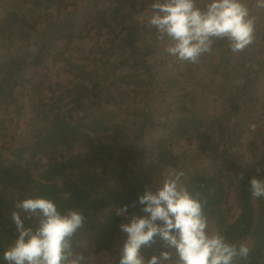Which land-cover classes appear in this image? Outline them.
<instances>
[{"label":"rangeland","instance_id":"1","mask_svg":"<svg viewBox=\"0 0 264 264\" xmlns=\"http://www.w3.org/2000/svg\"><path fill=\"white\" fill-rule=\"evenodd\" d=\"M56 1L60 4L59 11L62 15L69 14L70 20L74 19L78 27L86 28V25L81 22V18L91 19L88 16L89 14L93 15L92 8L95 3L90 8L88 1ZM130 2L136 11L135 21L140 23L139 26L149 28V19L153 14L151 5L154 0H130ZM209 2L210 0H196V5L206 8ZM242 2L246 5L250 4L249 0H242ZM109 3H99V9L107 7ZM64 5H68L65 10L62 8ZM250 5V10L253 11L250 14L255 18L254 40L259 37L263 40L261 31L257 30L258 25L264 20V18L260 19L259 17L263 13L256 14L257 10L254 9L256 5L254 3ZM36 11H38V16H42L43 19L45 14L50 13L48 9L42 7L38 10L32 9V15ZM3 16L4 11H1L0 20L4 19ZM95 22H90L88 28L92 29ZM114 30V28L113 31L104 30L99 41L96 40V35L93 36L92 32L86 36L77 35L70 39V43H64L66 39L59 38L60 41H57L53 47L59 57L54 58L52 63H49L50 58L48 60L46 58L40 64L43 68L48 66L47 69H41L38 72V67L25 70L19 68L16 69L17 73H14L15 79L9 81L8 84L2 83L0 79V89L4 94H7L6 96L9 95L7 99H0V106L11 104L9 114H7L8 119L3 125H0V201L7 199L9 203L12 202V208L6 207L7 213L11 214L12 211L16 210V204L21 201L22 196H24L23 198H35L38 187L43 184V179L39 176L41 169H38L41 162L46 163L53 156H63L69 152L66 150L68 146H65L66 149L61 150L59 148L54 153L42 152L41 155H37L33 159H31L32 157L18 159L19 156L13 158L14 152L19 155L21 149L27 150L24 156L34 150L40 151L39 147L43 145L45 140L52 141L51 135L56 136L63 130L59 126H50L45 123L43 119L45 108L49 105L53 106L55 113L63 121L69 123L72 128H75L78 122H83L78 125L79 130L82 131L84 121L89 118V115L84 114L85 111L88 114L93 113L91 108L93 107L95 110L96 103L100 104L96 110L98 114L105 111L102 108L104 101L100 102L101 99L93 97L92 104H90L81 99L78 101L75 98H64L62 94L74 93L73 87L68 83H75L76 85L81 81L84 86H87L92 82L98 83V78H101L102 81L105 76L111 78L115 86L114 90L122 94L121 99H119L121 103L113 98L110 102L115 106H110L108 111L111 113L104 116V120L111 122L114 126L113 129H119L123 136L116 135L112 130L109 133L110 138H114L112 145L115 149L133 146L137 152L134 153L135 157L132 162L126 161L129 172L125 176H123L124 174L121 175L124 167L119 165L110 168L104 176H102V172L95 174L91 170H88L87 173L82 172L78 178L76 175L73 176L74 181L82 182L80 188L86 190V195L91 197L94 194L102 195V193L108 192L119 195L123 193L122 195H124L126 185L133 186L136 183L135 176H138L137 179L142 185H146L147 190H155L162 185L169 173L175 171L184 172L181 184L187 189H189L191 180L197 175L208 177L209 182H212V187L206 190L208 195L215 192L217 182L227 189L229 182L232 186H240L243 182L249 183L253 177L263 180L264 176L261 172L264 169V158L260 163L257 161L260 159L259 155L264 156V46L259 45V43H252L243 52L232 53V57H229L228 60L231 64L217 71L215 68L216 60H213L212 52L204 54L197 64L181 62L175 57L169 56L165 52V48L170 46L172 42L165 37L163 41L158 40L159 42L153 49L155 53L149 60V62H154L150 65L151 68L148 71L137 72L139 77L143 79V85L139 88H130L124 82H120V77L126 73L118 71L113 76V71L100 72L95 70L98 65L94 60L100 57L99 51H96V46L98 44L103 45V47L109 46L108 40L113 35ZM55 31H58L57 28ZM12 42L11 44L7 40L5 45L13 49L21 47V44L24 43L17 36L12 37ZM215 45L216 43L213 44L212 49L215 48ZM259 48L262 50L260 51ZM107 56L108 51L106 50V54L102 57ZM2 57L10 59V56L5 53L3 55L0 53V58ZM63 57H66L69 63L86 65V72L83 75L80 73V76L82 75L85 79H76L74 76H78L77 70L69 71L67 64L61 60ZM86 58L89 59L86 60ZM74 78L75 81H72ZM137 91L140 95L135 97L134 92ZM233 98L245 107L241 113L236 115L239 117L236 121L239 126L235 128L238 134L237 138L234 127L231 125L232 119L230 128H226L229 117L226 112L232 113L229 107ZM131 103L134 104L132 107L130 106ZM133 109H141L139 111L142 112L147 111V116H130L135 112ZM69 111L72 112V116L69 115ZM183 116L187 119L190 117L197 118L203 123L204 128H207V124L212 121L222 125L224 134L217 140H211L215 147L214 153L205 146L207 142L202 141L199 134L202 129L192 130L191 133L182 134L177 139L170 137L171 128L175 127V124H181L179 119ZM130 120L132 123L128 124ZM134 123L135 125H133ZM229 130L232 131V135L229 134ZM228 135L235 141L227 142L225 137ZM77 146L72 155L75 152L83 153V146L81 144ZM224 149L227 150L226 153L230 152V156H234L231 161L222 159L221 151ZM123 150L128 149L124 148ZM163 151L171 153L172 159L162 158L160 159L162 160L161 165L155 167V162ZM123 154L127 153L123 152ZM257 169L260 171L258 172ZM226 171L232 175V179L224 182L223 180H211L213 173L219 176L220 172ZM144 177L148 179L149 183L143 182ZM26 190L27 193L23 195ZM132 195L137 196L134 191H132ZM228 195L227 193L225 197ZM215 199L214 197L209 202L211 203ZM232 204L233 201H230L227 206L225 204H220L219 207L214 206L217 210L216 214L207 217L209 221L207 231L210 234L217 232L215 224L218 222V213L227 215L230 220L237 217L238 212ZM113 214L107 211L99 215L98 219L101 221H106L104 216L111 217V221H107L109 223L107 228L98 225L97 229L88 233L86 238L76 239L72 244L75 252L84 255V264H116L117 259H119L120 250L126 239V235L120 231L119 225L127 223L128 220L122 216L115 218ZM132 215L134 214H129V217ZM114 218L115 220L112 221ZM34 219L33 226L35 227L37 221L35 217ZM104 235L105 239L109 238L111 241L105 240L103 245L112 242L108 247L115 254L111 262L108 260L110 253L104 250L105 247H102V244L98 245L103 240ZM240 243L249 244L251 249L257 247L254 240H250L248 236H245V240ZM150 248L154 250V255H159L161 251H170L175 261L171 260L167 264H177L178 258L175 250L164 248L162 241L158 238ZM146 253L147 255L143 253L145 259L147 256L150 258L153 251L149 249ZM254 257L256 261L263 262L264 251L256 253Z\"/></svg>","mask_w":264,"mask_h":264},{"label":"trees","instance_id":"2","mask_svg":"<svg viewBox=\"0 0 264 264\" xmlns=\"http://www.w3.org/2000/svg\"><path fill=\"white\" fill-rule=\"evenodd\" d=\"M83 1H88L90 3V8L92 4L95 3L92 8L93 15L89 14L88 16L91 17V19L86 20V18H81V22L86 25V28L82 26L78 27L74 19L70 20L71 18L68 17L69 14L62 15L59 11L60 4L56 0H0V12L4 11V19L0 20V53L2 55L5 53L10 56V59L6 57L0 58L1 82L8 84L9 81L15 79L14 73H17L16 69L19 68L25 70L31 69V67H38V72L41 71V69H47L48 66L43 68L40 64L46 58L47 60L50 58L49 63H52L54 58L59 57L56 54V50L53 49L57 41H60L59 38L66 39L64 43H70V39L77 35L81 37L92 32L93 36L94 34L96 35V40L99 41L104 30L113 31L114 28L113 35L108 40L109 46L103 47V45L101 46L99 44L96 46V51H99L100 57L94 60L98 65L95 67V70L100 72L113 71V76L116 75L118 71L126 73L120 77V82H124L126 86L130 88L141 87L143 85V79L139 77V73L137 72H142L144 70L148 71L151 68L150 65L154 63L149 62V60L155 53L153 49L156 47V43L159 42L156 29L151 25L149 28L139 26L140 23L136 22L134 19L136 17V11L130 0ZM249 1L250 4H255V0ZM103 2L110 3L107 7L99 9V3ZM250 4L247 5L249 13L253 12L251 11L252 9L250 10ZM42 7L50 11V13L44 15V19L42 16H38V11L32 15V9L38 10ZM67 7L68 5L62 6L64 10L67 9ZM198 7L205 9L203 6ZM254 9L255 11L257 10V12L254 11L256 14L263 13L259 15L260 19L264 18V9L260 8L259 10V8L256 7ZM250 16L253 15L250 14ZM92 21L96 22L92 29H90L88 25ZM56 28L58 30L57 32L55 31ZM257 30L261 31L263 40L259 37L253 41V44L259 43V45L264 46V20L258 25ZM43 31L45 32L42 33ZM16 36L24 43L21 44V47L10 49L5 45V42L8 40V42L12 44V37ZM215 43L216 45L214 46L215 48L212 49V55L214 56L213 60H216L215 68L219 71L222 70L223 67L231 64L228 60L229 57H232V52L230 51L229 43L226 39L216 40ZM106 50L108 51V56L103 58L102 56L106 54ZM259 50L261 51L262 48H259ZM87 59L89 58H86V60ZM61 60L67 64L69 71L77 70L78 76H74L76 79H85L82 75L86 72V65L69 63L66 57L61 58ZM80 73H82L81 76ZM75 78L72 81H75ZM98 81V83L92 82L87 86H84L81 81L76 85L75 83H68L73 87L74 93L70 95L66 93L62 94L64 98H75L78 101L81 99L90 104H92L93 97L101 99L100 102L104 101L102 102L104 104L102 108H104L105 111L99 114L96 112L100 107L98 103L94 106L95 110L93 107L91 108L93 113L88 114L87 111H85L84 114L89 115V118L84 121V128L82 131L79 130L78 125L83 122H78L75 128H72L69 123L63 121L60 116L55 113L54 107L49 105L45 108L46 110H44L45 117L43 119L45 123L50 126H59L63 128V130L56 136L51 135V137H53L52 141L45 140L43 145H40V151L38 152L34 150L32 153H28L27 156H24L27 150L21 149L19 155L16 152L13 154V158L19 156L20 158L18 159H26L29 157L33 159L35 156L41 155L42 152L54 153L57 149L60 148L63 150L65 146H68V149L64 148L69 151L66 155H56L50 158L46 163L41 162V166L38 167V169H41L39 176L43 179V184L38 187L35 197L52 199L61 214H65L69 210H74L83 215L85 218L83 227L78 229L72 237V244L76 239L86 238L87 234L95 231L98 225L100 227L102 226V228H107L109 225L108 222L111 221V217L107 218L103 215L106 221L98 219L99 215L107 211L114 213V217L117 218V210L127 205L129 206V214H134L136 216L146 215L141 210L143 206L137 203L138 197L143 195L147 190L146 185H142L138 181V176H135L136 183L133 186L126 185V193H124V195H122L123 193L119 195L108 192L102 193V195L94 194L91 197L85 194L86 190L80 188L82 187V182L72 179L73 176L76 175L78 178V175L82 172L87 173L88 170L93 171L95 174L102 172V176H104L105 173L115 165L124 167L121 175L124 174L123 176H125V174L129 172L126 161L132 162L135 157L134 153L137 152V150H134L133 146L124 147L128 150H123L124 148L115 149L113 147L112 142H114V138H110L109 133L113 130L116 135L123 136L119 129H113L114 126L111 122L104 120V116H106L105 114L107 113H111V111H108L110 110V106H115V104L110 102L113 98L121 103L119 99H121L122 94L114 90L115 86L109 76H105L102 81L101 78H98ZM101 92L102 94H100ZM134 94L135 97L140 95L138 91L134 92ZM6 95L7 94H4L0 89V99H7L9 95ZM133 105V103L130 104L131 107ZM10 107L11 104L0 106V125H3L8 119L7 114H9ZM64 107L66 108V106ZM230 107L229 109L232 113L226 112L229 116L226 128H230L229 125L232 119L233 123L231 122V125L234 127L235 136L237 138L238 134L235 128L239 126V124L236 123L239 117L236 115L241 113L245 107L235 98H233ZM139 110L141 109L134 110L135 112L130 116H147V111L142 112ZM101 114L102 116H100ZM69 115L72 116L71 111H69ZM179 121H181V124H175V127L171 128L169 133L171 138L177 139L182 134H188L191 133L192 130L197 131V129H202L199 133L200 137L202 141L205 140L209 144L205 143L207 149L214 153L215 147L211 140H217L224 134V129L220 123L212 121L207 124V128H204L203 123L198 121L195 117L187 119L183 116ZM131 123L132 120L128 122V124ZM133 125H135V123ZM229 134H233L231 130H229ZM225 139L227 142L231 143L235 141L229 135L226 136ZM78 144L83 146V153L75 152L72 155V152L77 149ZM123 152L127 154H123ZM226 152V149L221 151L222 159L225 158L231 161L234 156H230V152ZM259 157L258 163L261 162L264 156L259 155ZM162 158L172 159L171 153H165L163 151L159 158H157L155 167L161 165L162 160L160 159ZM169 165H171V163H169ZM261 174L264 176V169ZM29 176L31 175L29 174ZM230 179H232V175L228 171L224 173L220 172L219 176L213 173L211 178L213 181L223 180V182ZM143 182L146 184L149 183L146 177L143 178ZM211 183L208 177L197 175L191 180L188 191L194 195L197 193L199 194L201 201L204 203L203 211L206 217H211L216 214L217 210L214 206L219 207L220 204H225V206H227L230 201H233L232 206L236 209V212H238L237 217L234 220H230L227 215H220L218 213V222L215 224L216 230L221 233L229 243H240L245 240V236H248L250 240H254L256 243L257 247L251 249L248 258L246 260L237 259L236 264H264V261L258 262L254 257L256 253L264 251V198H252L249 193L250 185L247 181L241 183L240 186H232L231 182H229L227 189L223 188V185L217 182V187L214 189L215 192L208 195V193L206 194V190L212 187ZM132 191H134L137 196H133ZM226 191L229 194L227 197H225L227 194ZM26 193L27 190L23 192V195ZM23 197L24 196H22L21 201L25 199ZM214 197L216 199L210 203L209 200ZM0 205V264H5L3 252L15 240L17 232L11 218L12 213L9 214L6 212V207L12 208V202L9 203L7 199H4L0 201ZM15 211L20 213L21 219L26 227H34V217L29 220L26 218L27 214L22 210L16 208ZM115 218L112 219V221H114ZM105 240L111 241L109 238L105 239L104 235L103 240H101L98 245H101ZM111 244L112 242H108L107 245L102 244V247H105L104 250L110 253V258L108 259L110 262L113 256H115L114 252L108 248ZM149 249L153 251L152 255H154V250L150 247L143 248L141 250L142 254L145 253L147 255L146 252L149 251ZM148 258L149 256H147V259ZM172 260L175 261V258L172 257ZM116 264H119V259H117Z\"/></svg>","mask_w":264,"mask_h":264},{"label":"clouds","instance_id":"3","mask_svg":"<svg viewBox=\"0 0 264 264\" xmlns=\"http://www.w3.org/2000/svg\"><path fill=\"white\" fill-rule=\"evenodd\" d=\"M255 5L264 9V0H255ZM151 8L149 24L159 40L167 37L172 42L165 52L181 62L199 63L219 39H226L234 54L254 41L255 18L242 0H210L205 9L197 7L196 0H154ZM183 176V171L171 172L162 185L138 197L146 215L129 217L127 205L117 210V216L128 220L119 225L126 235L119 264H167L172 260L170 251L148 259L142 254L157 238L164 248L175 250L177 264H236L237 259L248 258L249 244L229 243L221 233L207 231L203 202L181 184ZM249 185L252 198H264V180L253 177ZM16 208L37 223L26 227L20 213L12 212L17 235L3 252L5 264H84V255L72 245V237L83 227L82 214L74 210L61 214L46 197L25 198Z\"/></svg>","mask_w":264,"mask_h":264}]
</instances>
